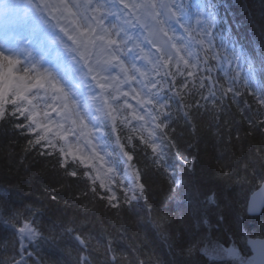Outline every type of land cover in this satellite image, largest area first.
Segmentation results:
<instances>
[{
	"label": "trees",
	"instance_id": "trees-1",
	"mask_svg": "<svg viewBox=\"0 0 264 264\" xmlns=\"http://www.w3.org/2000/svg\"><path fill=\"white\" fill-rule=\"evenodd\" d=\"M233 3L238 23L264 43V0ZM217 17L225 22L212 48L199 53L202 74L181 75L175 64L158 74L173 77L176 87L159 96L163 108L153 107L157 124L166 125L156 129L162 152H152L118 105L119 130L131 135L122 145L145 187L137 202L129 203L118 184L115 205L106 190L92 191L79 162L69 159L62 167L59 151L30 145L34 137L16 127L24 121L0 120V264L17 258L15 229L24 222L34 225L43 244L26 264H215L203 259L206 247L234 243L249 251L247 239L264 238V210L247 214L249 197L264 181V104L243 82L216 73L213 50L220 52L230 33L224 27L229 16L217 11Z\"/></svg>",
	"mask_w": 264,
	"mask_h": 264
},
{
	"label": "snow or ice",
	"instance_id": "snow-or-ice-1",
	"mask_svg": "<svg viewBox=\"0 0 264 264\" xmlns=\"http://www.w3.org/2000/svg\"><path fill=\"white\" fill-rule=\"evenodd\" d=\"M118 3L123 5V9L127 10V15L132 17L136 23H139V14L137 10L141 7L146 9H156L157 4L150 3L147 5H136L129 4L124 2V0H118ZM89 5L92 8V11L97 12L105 8L108 9L107 14L117 16L118 19L122 21L120 25H113L111 27H101L100 31L97 32L96 28L93 27L92 23L89 21H94L98 25L103 23L102 18L97 16H83L84 27L82 31H79V37L69 35L68 38L72 40L73 44L76 47L69 49L66 44L61 39H52L51 42L42 39L39 34H37L36 29L32 30L31 35L25 36L22 33L18 32L15 28H10L9 13L15 9L21 7V5L15 4H5L4 5V22H5V36L3 41H0V120H4L8 117L15 118L17 120L24 121L23 123L16 124V127L19 129L26 130L31 134L34 139L29 141L30 145H41L43 148L51 147L59 151L61 156L64 158L61 166L63 167L67 162L68 158L71 157L73 161H79V163L86 168H93V164L89 161L91 159L103 160L102 156L96 154L97 145L92 144L91 139L87 137L91 134V130L88 129V126L84 123L85 119L90 116V109L92 105L88 103V100L95 101L96 95L81 93L85 96L84 102L80 105V111L75 112V116L79 121V127L81 128L80 137H85V143L92 147V156L87 154H81L82 149L79 146V137L76 143L68 141V135L72 134L74 129L64 130V125L59 121L49 120V113L45 111L43 113V119H38L40 117V112L37 110V105L33 104V99L40 95L39 92H33L34 89H42L44 93L52 92L57 94V99H62L64 101L62 105V111L57 113L58 116H61V119H68L71 115V112L74 110L75 105L70 108L69 99L73 101H79L77 93L80 92L82 88H87L86 80L89 74L94 72L93 66L88 62L86 54L89 52V48H99L101 51L107 53V59L104 61L105 64L112 66L113 68L118 67L120 73L123 74V79L121 83L132 81L136 79L135 75H130V71L135 73H140L141 76L145 74L136 66L135 60L136 56L133 55L129 57L126 62L121 58L122 55L127 53H133L135 49H140V52L143 53V49L140 48V44L134 38L129 29L125 25L132 24L135 27V23H132L131 20L125 19L122 11H113L112 9L116 8V3L112 5H106L102 3L101 0H96L95 4L92 3V0H89ZM25 7H31V0H27ZM37 8L39 5L36 6ZM64 7L68 9V5L65 4ZM74 7H79L74 5ZM160 8L166 9V12L163 15L168 16L170 13L171 17H177V12L173 11V8L167 4H160ZM70 11V9H69ZM154 21L155 25L159 27H153L154 32L161 33L164 37H168L169 40L172 38L168 36V31L165 29L164 25L166 20L160 19L161 12H151L147 13ZM75 15V13L73 14ZM177 22H179V17H177ZM61 31H64L62 28ZM27 40L28 44L26 45L24 41ZM131 42V44L129 43ZM149 43H153L156 46L157 52L162 53L157 61L152 62L149 60V57L144 54L143 59L149 60L150 63H153V68L157 70L159 74V67L161 62L164 68L168 67V64L172 61L173 56L170 53L164 52V49L158 45H155V41L150 40ZM171 48L175 49L176 55L179 56L180 60L184 62L185 67L188 66V60L184 56H180V48L176 44H172ZM68 52H77L79 51L80 58L84 60L83 66H78L79 62L71 63L68 58L64 55V51ZM35 52V55L33 54ZM167 56V59L164 57ZM23 57V60L21 59ZM75 59V57H73ZM115 62V63H114ZM47 65L46 67H42ZM195 67V66H193ZM85 68L87 71H85ZM103 71L107 72L108 69L104 68ZM264 72V69H262ZM183 75V72L180 73ZM99 73L91 75V79L96 81L97 86L100 89H106L111 87V84L101 83V80H108L110 76H100L98 79ZM189 76H192V72H188ZM256 71L250 66L248 81L249 84L255 81ZM112 80H117L119 77H111ZM157 82L151 83V86L144 85L148 89V92L145 93L146 98L140 99L141 92L137 91L135 88H132L131 91L135 93L133 96L134 99H137V102L144 107L146 104H159L161 108L165 105L160 103L159 97L156 93H152L151 89L157 87ZM204 87L203 84L200 85ZM183 87H187V84H184ZM258 90L260 96L258 97L259 102L264 104V81L259 82ZM119 91V89H117ZM229 92L232 91L231 88L228 89ZM32 94L31 96L29 94ZM124 96H128V92L122 93ZM113 99H118V96H114ZM107 104V100L104 101ZM11 106V108H9ZM126 107H131V105L126 104ZM55 111V109H53ZM99 111V109H97ZM114 111V109H113ZM64 113H68L66 116ZM83 113V114H82ZM111 114V113H109ZM135 119L143 120V115H135ZM153 121L157 119L156 116H152ZM55 124L57 131L53 132L51 125ZM72 124L77 125V120H72ZM156 128L163 130V127H166L163 122L155 124ZM98 130V129H97ZM39 133V134H37ZM51 133V135H49ZM152 133H149L151 137ZM59 139L64 141L63 145L57 146L55 140ZM44 142V143H42ZM99 143V141H98ZM153 152L157 151V145L155 143L150 144ZM127 156L129 161L132 160V156L124 153ZM103 167V165H101ZM108 172L112 171L111 166L107 169ZM71 175L75 176L76 172H72ZM84 175L89 176L93 184L96 183V180L99 179V176L93 177L90 173L85 172ZM136 179H139L138 174ZM101 188H105L106 185L101 181ZM141 190L143 185H138ZM131 190V188L129 189ZM95 192V188L92 189ZM110 191V189H109ZM137 197L133 195L131 199H136ZM111 200L115 199V194L109 198ZM214 203V200L209 201ZM264 209V199H261L259 203L253 202L249 205V211H254L255 208ZM195 211V209H194ZM20 232L23 235L31 238L35 235L33 228L25 224ZM261 254L264 255V241L260 243ZM222 252H226L230 257H238V253L235 249H223L219 247L205 248L206 255H212L213 257H220ZM240 264H246V262L240 258Z\"/></svg>",
	"mask_w": 264,
	"mask_h": 264
},
{
	"label": "rangeland",
	"instance_id": "rangeland-1",
	"mask_svg": "<svg viewBox=\"0 0 264 264\" xmlns=\"http://www.w3.org/2000/svg\"><path fill=\"white\" fill-rule=\"evenodd\" d=\"M77 1H78V0H77ZM9 2H10V3H13L14 0H10ZM9 2H8L7 4H10ZM170 2H171V4H172V8L175 10L176 7H177L176 0H171ZM5 4H6V3H2V4H1V2H0V20H2V21H4V5H5ZM20 5H21V3H20ZM158 7H159V5H158ZM25 9H26V8H24V7L21 5V7L15 9V10L12 11L11 13H12V14H16V17L19 18V16L22 15L21 13H22L23 11H25ZM31 9H32V8H31ZM31 9H26V10H27L29 13H31ZM105 11H106V10H105ZM176 12L179 13L177 10H176ZM108 16H109V14H108ZM202 20H203V18H202ZM104 21H105L106 24L108 25L107 27H111V26H113V25H112V22H110V20L108 19L107 16L104 17ZM200 24H201V22H200ZM202 24H203V21H202ZM15 29L17 30V28H15ZM17 31H18V30H17ZM18 32H20V31H18ZM31 33H32V30H31L27 35H25V36L31 35ZM24 43L27 45V44H28V41L25 40ZM33 54L35 55V52H34ZM46 66H47V65H43V66H41V68H42V67H46ZM33 92H39V93H40L39 96H37L35 99H33V100H35V102L37 103V105H40V107H42V108H46V110L51 109L53 115H55V113H56L53 109H55L56 107L59 108L58 110H61V111H62V105H60L58 102H56V101L54 100V98H53V93H52V92H48V93H46V94H45V98H42V97H41V94L44 93V90H42V89H38V91H37V89H34ZM29 95L31 96L32 94L30 93ZM68 103H69L70 108H72V106L75 105V103H74L71 99H69ZM56 104H58V105H56ZM73 111H74V113L76 112L75 108H74ZM78 111H80V110L78 109ZM47 112L49 113V111H47ZM40 114H41V113H40ZM71 115H72V113H71ZM59 118H60V117H59ZM76 118H77V117H76ZM39 119H43V113L40 115ZM73 120H76V119H75V116H74ZM52 121H57V120L55 119L54 116L52 117ZM147 121H149V119H148ZM59 122H61V119H59ZM62 123H63V125H64V130L66 131V130H67V127L69 128V126H68V121H67V120H63ZM78 123H79V122H78V120H77V125H75L77 128L79 127V124H78ZM52 126H53L56 130H58V129L56 128V125H55V124H53ZM34 236H35V235H34ZM27 237H28V236H27ZM32 237H33V236H32ZM212 247H219V246H212ZM212 247H211V248H212ZM219 248H221V247H219ZM225 254H226L225 252H222V253H221V256H225Z\"/></svg>",
	"mask_w": 264,
	"mask_h": 264
},
{
	"label": "water",
	"instance_id": "water-1",
	"mask_svg": "<svg viewBox=\"0 0 264 264\" xmlns=\"http://www.w3.org/2000/svg\"><path fill=\"white\" fill-rule=\"evenodd\" d=\"M261 199H264V193L261 194L260 196H258L256 198V200H253V198H251L250 203L252 204L253 202L255 203H259V201ZM258 209L256 211H249V214L254 215L260 212L261 208L257 207ZM256 209V208H255ZM264 241V240H255L250 242L251 248L254 251V254L256 256V263L255 264H264V255L261 254V250H260V243Z\"/></svg>",
	"mask_w": 264,
	"mask_h": 264
},
{
	"label": "bare ground",
	"instance_id": "bare-ground-1",
	"mask_svg": "<svg viewBox=\"0 0 264 264\" xmlns=\"http://www.w3.org/2000/svg\"><path fill=\"white\" fill-rule=\"evenodd\" d=\"M5 27H2L1 25H0V41H3V39H4V36H5ZM259 182V181H258ZM257 182V183H258ZM256 183V184H257Z\"/></svg>",
	"mask_w": 264,
	"mask_h": 264
}]
</instances>
